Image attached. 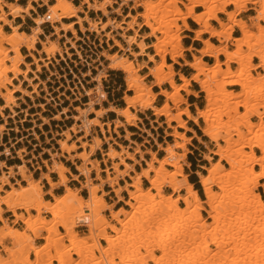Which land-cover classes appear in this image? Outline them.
<instances>
[{
	"label": "bare ground",
	"instance_id": "obj_1",
	"mask_svg": "<svg viewBox=\"0 0 264 264\" xmlns=\"http://www.w3.org/2000/svg\"><path fill=\"white\" fill-rule=\"evenodd\" d=\"M53 1V4L48 6L44 15L34 19L36 26L32 29V32L26 34L19 32L17 26L5 19L3 7L6 6L8 14L16 17L21 12H27L30 4L28 3L23 8L17 4H7L0 0V21L8 24L10 28L9 32H5L3 26L0 25V89H4V91L0 90V97L5 101L4 106H8L13 101V93L19 89L18 86H13V89L9 88V86H12L13 79L20 74L26 76L30 69L28 68L29 65H26L25 70L19 68V64L24 59L20 47L25 46L28 50L35 48L34 45L38 39L37 35L41 31L39 25L47 20L50 22L60 21L62 18L70 19V17H77V23H81V19L77 16V11L80 10V7L74 6L69 0ZM82 1L83 3L89 2V0ZM186 1L189 2V7L182 11L177 6L178 0H169L165 6L161 5L162 0H146L142 3L143 10L136 16H131L132 20L128 23L129 29L133 28L137 16H140L142 17L141 26L144 25L149 29L143 39L149 36L155 39L149 45L144 43L143 39L137 41L135 36L130 41V43L135 44L139 48L138 51L131 52L135 57L146 55L149 62L154 61L156 56L159 57L158 62L154 66L148 67L147 75L153 78V82L150 85L145 82L142 83L145 76L138 74V71L146 67L147 63L135 65L132 60L118 56L116 53L106 54V60L108 61L107 68L124 73L126 90L132 92V95L123 98L125 103L123 108L113 109L118 116L124 118L125 123L128 125L133 124V121L137 119L131 108H151L155 115L166 117L169 127L170 122L174 121L177 123L176 127L185 130L189 129L186 126V121L182 118L184 115L195 124H198V121L201 120L202 126L200 129L210 141L217 142L218 139L224 141V145L217 144L215 145L216 149L212 151L213 155L218 157V160L211 167L206 168L205 174L198 173L205 200L202 201L200 199L183 173L181 159L186 156L184 147L191 138L187 137L184 132H179L174 128L169 133L173 137L174 142L163 148V157L157 158L152 153V158L146 163L147 167L136 173L132 177V182L127 184L128 197L125 200V204L130 209L127 211L124 208H119L114 211L110 207V217L115 222L114 224H110L104 216L98 214L99 209L103 205H107L103 197L97 195L98 187L88 182L89 196L86 199L80 197L77 189H71L66 185L67 178L64 173L67 168L63 164L54 161L50 166L51 171L58 174L59 179L56 183L51 182L47 175H43L48 180L51 189L57 185L65 186L64 194L59 196L53 195L51 189L48 191L54 197V202L43 198L40 179L33 180L29 175L24 174L23 166L18 167L21 177L27 181V184L19 188H12L0 199V220L2 219L3 211L1 207L3 205L13 212H16L23 205L35 210L36 215L20 217L24 221L22 231L6 223L0 230V244L5 239H9L12 246L15 243H21V248L24 246V249L28 247L26 249H29L32 256L36 258L46 257L47 261L51 256H48L50 254L48 251H50L53 254L50 259L57 261L58 264H63V258H67L72 251L80 258L77 264L90 262V260L94 259L90 253L96 248L98 242L97 240L90 242L84 238H78L73 223L74 215L77 212H81V204L85 203L86 210L98 216L91 229H89V234L94 236L100 231L104 232V240L107 243V246L101 248L102 258L97 259L93 264H117L114 261L116 253L120 257L123 254L126 255L125 260L123 259L124 255L121 257L123 260L120 258V260L124 261V263L120 262V264H127L129 261H133L134 264H146L147 257L150 258L153 264H164L166 259L170 260L168 264H264V201L254 191L255 185L260 181H264V113H262L257 123H251L248 120L249 116L258 114V112L257 108L249 109L247 106L248 101L251 99L259 97L264 99V72L254 77L251 76L252 66L248 64L245 66L244 64L245 61L249 63L251 56L246 55L243 48H251L254 39L264 41V26H257L258 32H253L247 27L245 20L236 17L242 11L244 5L251 2L250 0ZM253 3L260 4L256 14L248 19V21L253 20L252 25H255L259 20H264V0H257ZM228 5H233V10L226 11L225 8ZM92 6L96 9H101L96 5ZM160 6L162 10H157ZM195 6H200L203 9L200 12H195ZM167 7L171 9L168 10ZM164 10L168 11L165 13ZM157 12L161 14V19L155 20ZM168 12H171V14H168ZM218 13L225 15L226 22L218 18ZM163 14L173 17L169 20H163ZM187 18L199 25L194 31L196 39H200L203 33H208L209 36L216 37L220 43H223L232 38L233 25L239 28L241 36L233 38L235 49L232 50H229L226 46L219 47L214 45L208 39L202 40L203 46L198 50L199 55H194L192 61L185 60L184 62V65L193 69L194 73L189 77L179 73L178 79L180 83H176L174 81L176 73L172 64L166 62L165 57L168 54L170 60L174 63L177 62V58L183 57L185 48L181 44L182 36L180 33L188 29ZM153 19L155 23L152 22ZM210 20L217 21L221 27L214 28L210 24ZM178 21H182L181 25L176 24ZM61 28L65 31L71 30L74 33L72 23L62 24ZM171 28L174 29L171 30ZM57 31L58 29L56 28ZM159 34L162 35L159 36ZM41 43L43 45L41 52L46 57H51L58 50L57 46L50 42L47 37ZM5 45L10 46V49ZM115 45L120 49L123 48L117 41H115ZM167 45L170 47L169 50L166 49ZM148 47L153 49V54L146 53ZM9 51H12V54L8 56ZM262 52H264V46L259 48L253 56L260 59ZM204 55L214 58L213 65L207 67V64L203 61ZM219 55L224 56L222 62L218 59ZM39 60L34 58L35 63ZM6 61L10 62V64H5ZM230 63H236L239 66L231 69ZM222 66H225V68H221ZM255 67L264 69V59H260ZM8 72H11L12 76H7ZM103 76L104 74H99L94 79L98 82V89L104 99L106 95L101 89V78ZM192 81L199 85V92L204 93L205 99V106L201 109L197 108L195 115H191L188 105L179 108V104L185 102L183 91L186 94L195 96L198 94V92L189 88ZM29 82L31 83V80ZM163 83H168L171 89L161 88ZM230 85L239 86L240 90L235 92L226 89ZM32 86L34 88L36 85L32 84ZM153 86H159V94L165 98L164 103L160 107L152 106L156 98V93L152 91ZM251 88L253 89L252 92ZM24 91L22 90V92ZM230 98H239L232 109L233 111L236 110L237 106L247 108L246 112L240 116V120L243 123L219 126L213 122L214 112L218 111V102H222L223 105L220 108L223 106L225 110H228L220 115H228L232 111L229 108ZM4 106H0V111ZM173 109H176V111L171 113ZM63 111L66 110L64 109ZM93 111L97 114L96 116L104 112L102 110ZM240 126L246 133L252 134L253 140L250 148L258 149L261 153L260 156L248 155L244 158L243 148L247 146L242 144L246 139H244L243 133L238 130ZM3 129L4 125H0V131ZM230 130L236 131L239 138L233 140ZM220 132H224L221 137ZM98 142L99 140H95V144L91 145V151L99 148ZM58 144L63 152L67 154L75 149V146L67 144V139L58 140ZM85 146L86 144L83 143L80 147ZM176 148L183 149V152H176ZM107 154L113 158L116 152L111 149ZM235 156H239L241 159L236 160ZM77 157L85 160L88 158V154L87 152L85 154L78 153ZM128 157L132 158V155L129 154ZM206 158L211 160L210 156H206ZM222 160L229 165L228 169L223 168L221 165ZM154 163H157V165L155 166ZM120 164L127 166L122 176L128 175V171L132 169L131 165L129 166L125 162H120ZM165 165H170L172 170L168 172ZM186 165L188 164L186 163ZM253 165H258L260 170L253 171ZM93 167L95 168V165ZM90 171L91 168H83L81 174L88 176ZM149 172H152L153 175H149ZM141 177H145L151 187L143 189L141 187ZM178 177H181L180 183L177 182ZM6 183H8L7 176L2 175L0 177V190L2 185ZM166 183L171 187L172 193H179L182 188L185 189V193L179 194L176 199L172 200V193L168 196L162 194V186ZM214 185L222 193L214 191ZM229 185H232L233 190L227 194ZM128 187L132 189H128ZM262 187H264V184H262ZM156 197L161 199L162 205L169 209V213L164 214L161 206L154 203ZM177 200H182L185 207H178L176 204ZM203 204L212 219V222L208 225L201 220L200 216V210L204 209ZM44 209L51 214L47 227L44 228L48 233L47 239L50 241L49 244L47 242L37 246L31 242L36 237L38 230L42 228L38 227L36 222L44 219L40 216ZM153 211H156L161 216L164 215L166 219L163 220V216V218H158L157 221L156 218L155 221H157L156 224L158 223V225L155 228L145 230L142 226L149 221L150 214ZM84 214L88 213L84 212ZM246 214H250V216L246 218ZM56 219H59V221L55 222ZM80 220L86 221V219ZM59 225L64 228L66 238L72 241L75 246L60 248L59 240L61 237L57 236V226ZM176 225L179 226L180 231H177V234L174 233L175 231L170 232ZM107 228L114 232L115 235L107 232ZM131 229H134L137 234L135 236L131 235L128 239L123 238ZM90 235L88 238H92ZM138 239L148 241V245L145 248L134 250L132 249L134 242H137ZM210 245H213V249L209 248ZM153 249L160 250L161 254L154 256L152 253ZM3 250L8 251V248ZM23 250L22 254L18 251L21 257L24 255L23 252H25ZM143 251L146 253L142 254ZM113 252L116 253L114 254ZM24 261H27V259ZM46 264L52 263L49 261Z\"/></svg>",
	"mask_w": 264,
	"mask_h": 264
},
{
	"label": "crops",
	"instance_id": "obj_2",
	"mask_svg": "<svg viewBox=\"0 0 264 264\" xmlns=\"http://www.w3.org/2000/svg\"><path fill=\"white\" fill-rule=\"evenodd\" d=\"M7 4H17L21 7H26L28 3L30 8L27 12H21L16 17L8 14V8L3 7L5 12V19L14 26L18 27L19 32L30 34L32 29L36 26L34 19L44 15L47 12L48 6L53 4L52 0H2ZM45 1V2H44ZM76 7H80L77 11V16L81 19V23H77V17L62 18L60 21H44L39 25L40 32L38 33L37 42L34 45V49L28 50L22 47V54L24 56L23 62L20 65L21 70L26 69V65H29V71L26 76L22 74L13 79L12 86H18L19 89L14 92L15 104L10 106H4L5 102L0 98V106H4L0 111V125H4V129L0 131V177L2 175L7 176L8 183L2 185V190H9V186L13 185L15 188L18 186H25L26 181L21 177L18 167L24 169V174L29 175L33 180H39L44 192V198L53 201L52 195L48 193L51 186L48 180L43 177L47 175L51 182L56 183L58 181V174L51 171L50 166L53 161L63 164L67 171L64 173L67 178L66 185L71 189H79L80 195L86 197L88 195L87 189L84 187L85 176H83L78 166L80 161L77 158H70L81 151L65 152L58 151L59 147H55L56 142L61 140L62 134L69 129L74 123L79 125L73 119L77 115L75 109L77 107L87 108L88 97L85 95V85L91 83L94 79V72L97 69L102 70L106 59L101 57L98 53L102 50L114 51L109 53L119 52L120 49L115 45L114 40L118 41L121 46L126 47L124 39L120 36L121 33L115 32L112 36L114 38L104 37L105 34L111 32L112 29H108L107 32L101 33L99 36L94 35L93 41L88 44H93L94 48H97V52H92L96 56L93 59L95 65L87 62L86 59L79 58L81 55H77L82 51V44L77 43L76 46L80 50L76 49L75 52H68L71 50L70 42L74 38V34L71 30H63L62 24H73V29L78 38L85 42L84 38H89L92 33L85 34L81 31V26L84 29L88 28V22L96 21L97 23H105L108 15H105L102 10L93 9L92 5L99 3L102 0H89L88 3H83L82 0H70ZM122 0H113L111 6H106L105 10L110 14L113 9H117ZM92 4V5H89ZM89 5V6H88ZM126 5L125 7H127ZM226 11L233 10V6L225 8ZM124 11V7L122 12ZM197 10L195 12H200ZM1 13V10H0ZM255 15V11L251 5H248L247 9L240 12L237 18H242L249 24L252 16ZM118 16H113V19H117ZM218 18L221 21H225L226 17L223 13H218ZM87 19V20H86ZM89 19V20H88ZM210 24L214 28H218L219 24L215 20H210ZM249 22V23H248ZM188 29L181 32V44L185 48L183 57L177 58V62H169L172 64L174 72L176 73L175 79L178 80V74L181 73L188 77L190 75V67L184 65L185 60L191 61L194 55L198 56V50L203 46L202 40L208 39L212 44L220 46L216 37H211L208 33H203L200 39H196L194 31L199 27L194 21L187 20ZM0 25L3 26L5 32H9V25L0 21ZM56 28L58 31L56 32ZM138 37L140 34H137ZM130 36V35H129ZM232 38L240 36V30L236 27L233 28L231 34ZM46 37L50 42H53L58 50L51 57L41 52V41H45ZM97 39V40H96ZM148 37L143 39L144 43H147ZM76 42L77 40H73ZM40 46V48H39ZM133 52L139 50L135 44L131 45ZM91 49V48H90ZM148 53V52H146ZM91 54V55H92ZM128 55V50H127ZM34 58L40 59L38 62H34ZM47 58V59H46ZM138 63H147L145 70L150 66V62L146 55H139L136 58ZM219 61H223V56H218ZM203 60L206 63H213L214 58L208 55L203 56ZM257 62V61H256ZM91 64V65H90ZM64 71V74L62 73ZM106 77L102 79V87L105 93V98L100 102H95L92 106L94 110L104 111L99 117L92 112L89 113L88 119H97L98 124L92 125L90 128L89 138L87 141H91L95 136L101 141L100 148L96 149L91 156L90 161L94 165L98 163L100 172V180L97 179V172L91 170L89 176L93 181V184L98 186V194L103 195V199L112 210L116 211L119 208L125 207L126 191L122 189L119 195L116 190L119 187H123L125 182L130 183V178L135 173L140 172L146 168V163L151 159L152 153L157 158H161L164 155L163 147L167 143H171L174 139L169 135L171 128L165 123V120L161 117H157L153 114L151 108H147L142 111H131L135 113L137 119L133 124H127L124 118L118 116L113 109L123 108L125 103L123 97L125 95V88L120 83V75L113 70H106ZM144 73H147L145 71ZM72 74V84H64V76L70 77ZM25 77V78H24ZM74 77L77 80H74ZM28 79V80H27ZM66 81L71 79L65 78ZM31 80V83L29 82ZM36 85V88H33ZM11 88V86H9ZM162 88V87H161ZM234 90V88H231ZM22 90L24 93L22 92ZM153 92L157 94L153 106L162 105L164 98L158 94L160 87L153 86ZM198 92L195 96L193 94L187 95V105L191 115L196 114L197 108H202V100L200 99L199 89H191ZM66 111H63V110ZM58 116V118H56ZM186 121L187 130L179 128V132H184L187 137L191 138L190 143L186 145L187 153L185 156L187 166L184 167L183 172L187 177L188 182L192 185L193 189L200 196V188L198 187L199 177L198 173H201V168L204 164L200 162L203 160V151L200 147H204L202 143V134L199 132V121L195 124L191 119L186 116H182ZM116 121L119 124H116ZM175 125V123H172ZM195 133V134H194ZM45 134V140L37 141L39 137ZM72 141L77 142L79 138L83 137V133L80 131L77 133H70ZM37 138V139H36ZM50 141H53L50 143ZM42 143H49L48 146H42ZM79 146L78 144H76ZM112 147L116 152H120L123 148L124 153L120 158H115L114 162H119L122 158L123 161L131 165L132 169L128 171V175L120 178L117 183L110 184L105 182L101 184V180L106 179L105 169L108 168L112 171V161H104L109 147ZM24 149V150H23ZM53 149L57 153V157L52 158L51 154L54 153ZM19 151L20 154L18 153ZM128 154L132 155V158L127 157ZM90 168V167H87ZM124 165H120L119 169L124 170ZM202 174V173H201ZM112 177V175L110 176ZM64 185H57L51 189L52 194L59 196L64 193ZM2 219L0 220V226L3 221L12 223L14 215L12 211L2 206ZM105 215L109 217V209L105 210ZM79 233H85V228H78ZM42 243V241H39ZM75 257V256H74Z\"/></svg>",
	"mask_w": 264,
	"mask_h": 264
},
{
	"label": "rangeland",
	"instance_id": "obj_3",
	"mask_svg": "<svg viewBox=\"0 0 264 264\" xmlns=\"http://www.w3.org/2000/svg\"><path fill=\"white\" fill-rule=\"evenodd\" d=\"M70 1V0H69ZM146 0H122L121 1V3L119 4V7L117 8V9H113L112 10V13L113 14H110L109 15V13L105 10V8H106V6H111L112 4H113V0H102L101 2H99V3H95L94 5H96V6H98V7H100L101 9L100 10H102L103 12H104V14L105 15H108V17H107V19H106V22L105 23H97L96 21H91V20H89L88 21V28L87 29H84V27H83V25H81V31H84V33L85 34H89V33H92L90 36H89V38L87 39V38H84V40H85V42H83L81 39H79L78 38V36H77V34L75 33V31H74V38L71 40V42H70V45H71V50L70 49H68V52H75L76 51V49H78V50H80L79 48H77V46H76V44L78 43H81L82 44V51L81 52H78L77 53V55H81V57H79V58H82V59H86V61L87 62H89V63H91L92 65H95V62H93V59L95 58V54L93 53L92 54V52L91 51H93V52H97L96 50H97V48H94V45L93 44H88V42L90 41V42H92L93 41V36L96 34V35H100L101 33H103V32H107V30L108 29H112V31L111 32H107L106 34H105V36L104 37H107V38H109V39H111V38H116L117 36H112V34L113 33H115V32H119V33H121V37L124 39V42L126 43V47L125 46H122L123 48L122 49H120L119 47V49H120V51L119 52H116V54L118 55V56H121V57H123V58H127L128 60H132L133 61V63L136 65V64H144V62H140V63H138L137 61H136V57L131 53V52H133V49L131 48V45L133 44V43H130V41H131V38L133 37V36H135V38H136V40L137 41H140V40H142L143 39V36H145L148 32H149V29L146 27V26H144V25H142L141 26V23H142V17H140V16H137V18H136V21H135V23H134V26H133V28H131V29H129L128 28V23L132 20V17L131 16H136L139 12H141L142 10H143V8H142V3L143 2H145ZM152 1H158V0H152ZM179 1V3H177V6H178V8L179 9H181L182 11H185V8L186 7H189V2L188 1H186V0H178ZM251 2H248V3H246L245 5H244V7H243V9H242V11H244V10H246L247 9V7H248V5H251L252 6V9L255 11V14H256V11H257V9H259V5L260 4H258V3H253L254 1H257V0H250ZM253 1V2H252ZM259 1V0H258ZM54 1L52 0V3H53ZM169 2V0H162V6H165L167 3ZM126 5H128L127 7H125ZM229 6H233V5H228V6H226V8L227 7H229ZM90 7H92L93 9H96L95 7H93V6H90ZM123 7H124V11L122 12V9H123ZM168 8V10H170L171 8H169V7H167ZM202 10L203 8L202 7H200V6H195L194 7V11H197V10ZM96 10H99V9H96ZM157 10H162L161 9V6L160 7H158L157 8ZM167 10V11H168ZM166 10H164V12L166 13L167 12ZM241 11V12H242ZM161 13H162V11H160ZM240 13V12H239ZM238 13V14H239ZM168 14H171V12H168ZM167 14V15H168ZM238 14H237V16H238ZM113 16H118L117 17V19H113ZM156 17H155V20L156 19H161V14L160 13H158L157 12V14L155 15ZM171 17H173V16H170V15H168V16H165V14H163V20H169V19H171ZM187 20H191L190 18H187ZM152 22L153 23H155L154 22V19L152 20ZM223 22H226V20L225 21H223ZM250 22V23H249ZM248 23L249 24H247V27L251 30V31H253V32H258V29H257V26H264V20H259L258 21V23L257 24H255V25H252V22H253V20H251V21H249ZM181 23H182V21H178L176 24H178V25H181ZM219 24V23H218ZM121 26V27H120ZM221 26L219 25V27L218 28H220ZM234 27H236V28H238L237 26H235V25H233V28ZM172 29H174V28H171V30ZM239 29V28H238ZM233 32V31H232ZM140 34V36L138 37V35L137 34ZM181 34V33H180ZM130 35V36H129ZM162 35V34H161ZM160 34H159V36H161ZM240 36H241V31H240ZM239 36V37H240ZM77 40L76 42H74L73 40ZM130 39V40H129ZM97 40V39H96ZM155 39H154V37H152V36H149L148 37V39H147V43H151L152 41H154ZM118 42V41H117ZM114 43H115V40H114ZM120 44V43H119ZM149 44H147V45H149ZM221 44V43H220ZM7 48H9L10 49V46H8V45H5ZM40 46H41V48L43 47V45H42V43L40 44ZM40 46H39V48H40ZM222 46H226L229 50H232V49H235V41L233 40V38H229L228 40H226V41H224L223 42V45H220L219 47H222ZM262 46H264V41H261V40H255L254 39V41H253V44H252V46H251V48H247V47H243L244 49H245V52L244 53H246V55H248L249 57H250V59H249V63L248 62H244V64H245V66L248 64V65H251L252 66V70H251V76L252 77H254V76H257V74H259V73H262V72H264V69H262V67H255V65H257V63L260 61V59H264V52H262V55H261V58L259 59L258 57H255V56H253V55H255L256 54V51L259 49V48H261ZM22 47H25V46H21L20 47V51L22 52ZM26 48V47H25ZM91 48V49H90ZM125 48V49H124ZM138 48V47H137ZM98 49H100V48H98ZM166 49L167 50H169L170 49V47L167 45L166 46ZM102 50V52L101 53H98V55H99V57H100V59H102L101 57H104L105 59H106V54H108V52H110V51H114L115 49L114 48H111V50H109V51H107V50H104V49H101ZM127 50H128V55H127ZM177 51V50H176ZM56 52V51H55ZM146 52H148L149 54H153V49L152 48H147L146 49ZM10 54H12V51H9L8 52V56L10 55ZM92 54V55H91ZM109 54H113V53H109ZM223 58H224V56H223ZM148 59V58H147ZM158 60H159V57L158 56H156L155 58H154V61H152V62H150L151 64H150V66L149 67H151V66H154L155 65V63L156 62H158ZM165 60H166V62L167 63H169V62H172L171 60H170V57H169V55L167 54L166 55V57H165ZM192 60H193V57H192ZM191 60V61H192ZM224 60V59H223ZM204 61V60H203ZM257 61V62H256ZM205 62V61H204ZM220 62H222V61H220ZM206 63V62H205ZM214 63V62H213ZM213 63H206L207 64V67L208 66H211V65H213ZM5 64H7V65H9L10 64V62H8V61H6L5 62ZM22 63H20L19 64V67H20V65H21ZM90 64V65H91ZM170 64V63H169ZM107 65H108V61L106 60L105 62H104V66L102 67V70H100V69H97V70H95V72H94V74H95V76L94 77H96L97 75H99V74H104V76H103V78H105L106 77V70H110L109 68H107ZM147 65V64H146ZM230 65V68L231 69H235V68H237L239 65H237L236 63H230L229 64ZM28 68H29V66H28ZM221 68H225V66H222ZM111 70H113V69H111ZM174 70V69H173ZM113 71H116V73L117 74H119L120 75V83L123 85V87L125 88V90H126V85H125V81H124V73L123 72H121V71H118V70H113ZM145 71H147L148 72V67H147V69H145V70H143V69H140L139 71H138V74L139 75H143V76H145V78L143 79V81H142V83L143 82H145L146 84H148V85H150L152 82H153V78L151 77V76H148L147 75V73H144ZM190 75L189 76H191L193 73H194V71H193V69H191L190 68ZM62 73L64 74V71H62ZM7 76H12V73L11 72H8L7 73ZM175 76H176V74L174 75V79H175ZM188 76V77H189ZM65 78H67V79H71V81H66V79ZM103 78H101V89H102V91H103V87H102V79ZM178 78H179V76H178ZM63 80H64V84L65 85H67V84H72V79H73V76H72V74H70V77H68L67 75L66 76H64V78H62ZM74 80H77V78L76 77H74ZM176 83H180V81H179V79L178 80H174ZM191 86L189 87L190 89H199V85L197 84V83H195V82H191V84H190ZM161 87L163 88V89H167V90H170L171 89V87L169 86V84L168 83H163L162 85H161ZM34 88H36V86L34 87ZM85 88H86V92H85V95L88 97V104L86 105L87 106V108H83L84 106H82V108H80V107H77L76 109H75V111H76V113H77V115L75 116V117H73V119L75 120V121H77V122H80V124L79 125H77V124H73L69 129H67L63 134H62V139L61 140H63V139H67V144H69V146H75V149L74 150H72L71 152H76V151H81L80 153H86L87 152V154H88V158H86L85 160H82V159H80L79 157H77V154H75L74 156H72V157H70V158H77L79 161H80V165L78 166V170H79V172L81 173V170L83 169V168H87V167H90L91 168V170H95L96 172H97V177H98V180H100V177H99V172H100V169H99V166H98V163H96V164H94L95 165V168L93 167L94 165L92 164V162L90 161V158H91V156L94 154V152H95V150L93 151H91V149H92V147H91V145H94L95 144V140H99L98 139V137L97 136H95L91 141H87L86 140V138H89V134H90V128H91V126L92 125H97L98 124V121H97V119H88V115H89V113L90 112H92V113H94V109L92 108V106H93V104L95 103V102H100V101H102L103 100V98H102V96H101V91L98 89V82L95 80V79H93V81L91 82V83H89V84H87V85H85ZM153 88V87H152ZM231 88H234V90L233 89H231ZM11 89H13V86H11ZM226 89H228V90H232V91H235V92H237V91H239L240 90V87L239 86H236V85H230V86H227L226 87ZM1 91H4V89L3 88H1L0 89ZM100 91V92H99ZM153 91V90H152ZM253 91V89L251 88V92ZM200 93V99L202 100V108L205 106V99H204V93H201V92H199ZM159 94V93H158ZM182 94H183V97L185 98V102H183V103H180L179 104V108H183V107H185V106H187V95L188 94H186V92H182ZM130 95H132V92L131 91H128V90H126L125 91V95H124V97L125 96H130ZM156 96H157V94H156ZM162 96V95H161ZM123 97V98H124ZM163 98H164V96H162ZM1 98V97H0ZM164 100H165V98H164ZM238 100H239V98H230L229 99V108H230V110H232L233 108H234V105H235V103H237L238 102ZM262 100H264V99H261V97H259V98H255V99H251V100H249L248 101V103H247V106H248V108L249 109H253V108H257V112H258V114H252V115H250L249 116V121L251 122V123H257L258 121H259V118H260V116H262V113H264V101H262ZM3 101H4V99H3ZM5 102V101H4ZM154 103V102H153ZM163 103H164V101H163ZM162 103V104H163ZM13 104H15V98H14V93H13V101L8 105V106H10V105H13ZM172 105V104H171ZM218 105H219V108H220V106L221 105H223V103L222 102H218ZM153 106V105H152ZM161 106V105H160ZM160 106H153V107H160ZM173 106V105H172ZM218 108V111H216V112H214V115H213V122H215L217 125H219V126H222V125H235L236 123H243V121L242 120H240V116H242L245 112H246V109L247 108H245V107H243V106H237V108H236V110L235 111H231L228 115H220L221 113H225L228 109H224L225 107H221L220 109ZM145 109H147V108H144V109H141L140 107H136V108H132V110L133 111H142V110H145ZM201 109V108H200ZM174 111H176V109H173L172 111H171V113H173ZM95 115H97L96 113H94ZM154 114V113H153ZM100 116V115H99ZM99 116H96V117H99ZM157 117H161L162 119H164L165 120V123L166 124H168V122H167V120H166V117H164V116H158V115H156ZM58 118V117H57ZM136 121V120H135ZM135 121H133V123H135ZM172 123H175V125H172ZM116 124H119V122L118 121H116ZM172 126V127H171ZM177 126V123L176 122H174V121H171L170 122V128H171V132L174 130V128H176L177 130L180 128V127H176ZM202 126V122H201V120L199 121V127H201ZM182 129V128H181ZM222 129V128H221ZM238 130L239 131H241L242 133H243V135L245 136L244 137V139H246V140H244L243 142H242V144L243 145H245V146H247V147H244L243 148V151H244V158L246 157V156H248V155H254V156H260L261 155V153H260V151L258 150V149H256V148H254V149H251L250 148V144L252 143V140H253V138H252V134L251 133H246V131L245 130H243L242 129V127L240 126L239 128H238ZM81 132V133H83V137L82 138H79L78 139V141L77 142H74V141H72V138H71V136H70V133H77V132ZM199 132L202 134V143H203V145H204V147H200V150H202L203 151V160L200 162L201 164H204L201 168H199L200 170H201V173L202 174H205L206 173V168H208V167H211L212 166V164L214 163V162H216L217 160H218V157L216 156V155H213V153H212V151L213 150H215L216 149V146L215 145H224V141H222L221 139H218L217 140V142H212V141H210L206 136H204L203 135V133H202V131H201V129H199ZM230 133L232 134L231 135V138L234 140H236V139H238L239 138V135L237 134V132L236 131H234V130H230ZM224 135V132H220V137L221 136H223ZM45 134H42V136L41 137H39L38 139H37V141H43V140H45ZM248 138V139H247ZM53 141H50V143H52ZM172 142H174V140L172 141ZM171 142V143H172ZM83 143H85L86 144V146L85 147H80ZM99 148H100V146H101V141L99 140ZM171 143H167L164 147H166L167 145H169V144H171ZM190 143V141L188 142V143H186V145L187 144H189ZM76 144H78L79 146H77ZM48 146L49 145V143H42V146ZM186 145H185V147H184V150H185V152L187 153V147H186ZM55 147H59V149H58V151H61V152H63V150L60 148V146H59V144H58V141L56 142V145H55ZM163 147V148H164ZM114 150L111 146L109 147V150H108V152L110 151V150ZM24 150V149H23ZM163 151H164V149H162ZM115 151V150H114ZM175 151L176 152H178V153H182L183 152V149H181V148H176L175 149ZM20 152L21 151H19L18 153L20 154ZM53 152L54 153H52L51 154V157L52 158H55V157H57V153L55 152V150L53 149ZM89 152V153H88ZM116 152V151H115ZM124 153V150H123V148H121V151L120 152H116V154H115V156L113 157V158H111L110 156H108V154H106V158L104 159V161L106 162V161H112V171L110 172L109 171V169L108 168H106L105 169V173H106V179L105 180H101V184H103V183H105V182H108V183H110V184H114V183H117L118 182V180L120 179V178H123L124 176H122V174H123V171H125L126 169H127V166L124 168V170H120L119 169V167H120V165H123V164H120V162H124L123 161V159L121 158L120 160H119V162H114L113 160L115 159V158H120L121 157V155ZM128 156H129V154H128ZM127 156V157H128ZM206 156H210L211 157V160H209V159H207L206 158ZM151 158H152V156H151ZM235 158H236V160H240L241 159V157H239V156H235ZM172 160V159H171ZM170 161V160H169ZM183 161V162H182ZM54 162V161H53ZM186 159H185V157H184V159H181V164H183V169H184V167L185 166H187L186 165ZM154 165L156 166L157 165V163H154ZM221 165L223 166V168L224 169H228L229 168V165L224 161V160H222L221 161ZM146 167H147V164H146ZM165 167H166V169H167V171L169 172L170 170H172V167L170 166V165H165ZM252 169H253V171H259L260 170V167L258 166V165H253L252 166ZM143 170V169H142ZM141 170V171H142ZM140 171V172H141ZM91 172V171H90ZM184 173V172H183ZM200 173V174H201ZM83 175V174H82ZM112 175V177H110ZM136 175V173L134 174V176ZM149 175H153V173L152 172H149ZM83 176H85V175H83ZM133 176V177H134ZM198 177H199V175H198ZM180 180H181V177H178L177 178V182L178 183H180ZM92 183L93 184V181L90 179V176H89V174H88V176H85V183H84V187L87 189V191H88V195L86 196V197H82L81 195H80V192H79V189H77L78 190V194H79V196L80 197H82V198H84V199H86L88 196H89V190H88V187H89V183ZM132 182V177L130 178V183ZM26 184H27V181H26ZM127 182H125V184H124V186L123 187H119L117 190H116V193L119 195V193H120V191L122 190V189H124L125 191H126V193H125V195H126V199H127V197H128V191H127V188H126V186H127ZM262 184H264V181H260L259 183H257L256 185H255V187H254V191L256 192V193H258L259 195H260V197H261V199H262V201H264V187H262ZM95 185V184H94ZM97 186V185H96ZM19 187H21V186H18L17 188H19ZM98 187V186H97ZM141 187L143 188V189H146L147 187H151V185H150V183H149V181L145 178V177H141ZM198 187L200 188V199L202 200V201H204L205 200V197H204V194H203V191H202V188H201V185H200V183L198 182ZM12 188H15L13 185H10L9 186V190L8 191H10ZM228 188H229V190H228V192H227V194L230 192V191H232L233 190V188H232V185H229L228 186ZM128 189H132L131 187H128ZM213 190L214 191H217V192H219V193H222L220 190H218V188H217V186L216 185H214L213 186ZM7 193V190H0V199L5 195ZM172 193V189H171V187L166 183V184H164L163 186H162V194L163 195H166V196H168L169 194H171ZM185 193V189H181V191L179 192V193H172L171 194V199L172 200H174V199H176L177 197H178V195L179 194H184ZM64 194V193H63ZM97 194H98V189H97ZM99 196H103V195H99ZM43 198H44V192H43ZM45 199V198H44ZM52 199H53V201H50V202H54V197H52ZM125 199V200H126ZM45 200H47V199H45ZM104 200V199H103ZM47 201H49V200H47ZM154 203L155 204H158V206H161V210H162V212L165 214V213H169V209L165 206V205H162V202H161V199L159 198V197H156L155 198V200H154ZM176 204H177V206L178 207H185V204H184V202L182 201V200H177V202H176ZM83 205V206H82ZM4 206V205H3ZM203 207H204V209H202V210H200V216H201V220L202 221H204V223L206 224V225H208V224H210V222H212V219L209 217V214H208V211L206 210V206L203 204ZM7 210H8V208H6ZM87 208L85 207V203L83 204H81V212H77L75 215H74V219H73V223H74V230H75V232H77V237L78 238H84V239H86V240H88V241H93V240H97V242H98V244H97V246H96V248L95 249H93L92 251V253H90V254H92L93 255V257H94V259H92V261L90 260V262L93 264V262L94 261H96L97 259H101L102 258V255H101V248H103L104 246H107V243L105 242V240H104V232H99V233H97V234H95L94 236L93 235H90L89 234V229H91V227L93 226V224L95 223V220H97V218H98V216L97 215H94V214H92V213H90V211L88 210V212H85L84 210H86ZM106 209H109V215H110V213H111V209H110V206L108 207V205H103L100 209H99V211H98V214L99 215H101V216H104L109 222H110V224H114L115 222L113 221V219H111V217L109 216V217H107L106 215H105V210ZM124 209L125 210H129L130 209V207L129 206H127L126 204H125V207H124ZM10 211V210H9ZM45 209L44 210H42V212H41V217H43L44 219L43 220H38L36 223H37V225H38V227H42L41 229H39L38 230V232H37V234H36V237L33 239V241L31 242V243H33V244H35V245H37V246H40L41 244L43 245V244H46L47 242H48V244H49V241L50 240H48L47 238V236H48V233H47V231L44 229L45 227H47V222H49V220H50V218H51V214L50 213H48L47 211H45ZM84 212L85 213H88V214H84ZM12 213H13V215H14V220H13V222L12 223H8V221H6V220H4L3 221V223H2V225L0 226V230L2 229V227L7 223L9 226H11V227H13V228H15V229H17V230H19V231H22L23 230V228H24V221H23V219H21L20 217H22L23 218V216H25V217H29V216H32V215H36V211L35 210H33V209H30L29 207H26V206H21V208H19V209H17L16 210V212H13L12 211ZM164 216V215H163ZM163 216H161L159 213H156V211H153L151 214H150V218H149V221L145 224V225H143L142 227L145 229V230H147V229H151V228H155L157 225H158V223L156 224V222L158 221V218H160V217H162L163 218ZM246 216V218H247V216H250V214H246L245 215ZM243 217V216H242ZM156 218H157V221H155L156 220ZM80 219H86V221H79ZM164 219H166V217L164 216V218H163V220ZM59 221V219H56L55 220V222H58ZM58 224V223H57ZM78 228H85L87 231L85 232V233H79L78 231H77V229ZM22 229V230H21ZM180 228H179V226H174L171 230H170V232H173V231H175L174 233L175 234H177L178 232L177 231H180L179 230ZM190 229H193V228H190ZM107 232H109L111 235H115L114 234V232H112V231H110V229L109 228H107V230H106ZM128 232V231H127ZM57 233H58V237H61L60 238V240H59V244H60V248H70V247H73V246H75L73 243H72V241H70L68 238H66V233H65V230H64V228L62 227V226H57ZM163 233V232H162ZM137 234V232H135L134 231V229L132 230H129V232L128 233H126V236L125 237H123V238H125V239H128V238H130V236L132 235V236H135ZM91 236L92 238H88V236ZM145 239V238H144ZM144 239H138L137 240V242H134V246H133V248L132 249H134V250H139V249H142V248H145L147 245H148V241H146V240H144ZM39 241H42V243H39ZM25 247V246H24ZM24 247L23 248H21V243H15L14 244V246H12V244L10 243V240L9 239H5V240H3V242H2V244H0V264H25L24 262H26V263H28V264H46V262L48 263L49 261L52 263V264H58V262L57 261H53L52 259H50V257H52V253L50 252V251H48L50 254H48V256L49 255H51L48 259V261H47V259H46V257H42V258H36L35 256H32L31 254H30V252H29V249H26V248H28V247H26L25 249H24ZM4 248H8V251H5V250H3ZM209 248L210 249H213V245H210L209 246ZM23 251H25V252H23L24 253V255H26L25 257H24V255L22 256V257H24L23 259H22V257L20 256L21 254H22V250ZM131 249V250H132ZM21 250V251H20ZM18 251H20L21 252V254H20V252L18 253ZM115 251V250H114ZM114 253V252H113ZM116 253V252H115ZM114 253V254H115ZM144 253H146V252H142V254H144ZM152 253L154 254V256H156V255H160L161 254V252H160V250H158V249H153V251H152ZM20 254V255H19ZM113 254V255H114ZM117 254V253H116ZM115 254V256H114V261L115 262H117V264H120V262L121 263H124V261H122L123 259L125 260V254H123L124 255V257H123V259L120 257V256H117ZM47 256V257H48ZM75 256V257H74ZM117 256V257H116ZM21 257V258H20ZM92 257V258H93ZM120 258L122 259V260H120ZM20 259V260H19ZM22 259V260H21ZM27 259V261H24V260H26ZM79 257L76 255V254H74V251H72L71 253H69L68 254V256H67V258L66 257H64L63 258V264H77V262L79 261ZM52 260V261H51ZM120 260V261H119ZM165 260V259H164ZM24 261V262H23ZM102 261H103V259H102ZM169 261L170 260H165V263L164 264H168L169 263ZM21 262V263H20ZM23 262V263H22ZM89 261L87 262V263H84V264H91ZM103 263H104V261H103ZM79 264H83V263H79ZM105 264V263H104ZM127 264H134L133 263V261H129V262H127ZM146 264H153V262L150 260V258H146Z\"/></svg>",
	"mask_w": 264,
	"mask_h": 264
},
{
	"label": "built area",
	"instance_id": "obj_4",
	"mask_svg": "<svg viewBox=\"0 0 264 264\" xmlns=\"http://www.w3.org/2000/svg\"><path fill=\"white\" fill-rule=\"evenodd\" d=\"M112 168V167H111ZM85 212H87L88 210H84ZM79 221H81V220H79Z\"/></svg>",
	"mask_w": 264,
	"mask_h": 264
}]
</instances>
